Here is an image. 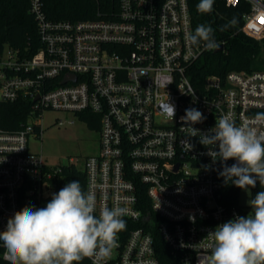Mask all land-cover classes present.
Segmentation results:
<instances>
[{"label":"built area","instance_id":"2783aa9c","mask_svg":"<svg viewBox=\"0 0 264 264\" xmlns=\"http://www.w3.org/2000/svg\"><path fill=\"white\" fill-rule=\"evenodd\" d=\"M222 1L248 4L242 31L264 38V0ZM29 12L39 47L0 49V105L23 101L29 109L16 130L4 129L0 118V232L23 207H45L76 169L84 191L96 196L97 215L103 207L127 209L107 264H164L159 241L176 264H206L208 233L251 211L223 203L222 162H213L199 136L188 137L180 117L188 108L201 111L205 119L192 125L201 133L222 116L251 123L264 112V71L210 75L196 85L191 68L210 50L186 40L194 32L188 0H119L112 18L83 21L48 19L42 0H29ZM167 101L173 120L161 110ZM46 112L75 118L57 119L58 126L98 124V152L65 166L32 152ZM4 251L0 242V263L9 264Z\"/></svg>","mask_w":264,"mask_h":264},{"label":"clouds","instance_id":"9594fccd","mask_svg":"<svg viewBox=\"0 0 264 264\" xmlns=\"http://www.w3.org/2000/svg\"><path fill=\"white\" fill-rule=\"evenodd\" d=\"M215 0H199L197 11L210 14ZM233 17L220 31L235 26ZM192 46L201 44L206 50L220 47L210 25H197L186 36ZM162 113L173 120L175 106L163 103ZM188 137L199 136V142L209 149L215 162L219 157L225 184L241 189L255 188L257 181L264 188V112L250 118L251 123L237 125L229 116H222L208 133L192 127L205 117L196 108H188L180 117ZM191 149L193 145L185 141ZM236 163L228 166L226 161ZM252 211L247 217L236 216L210 231L211 254L206 264H264V191L248 201ZM127 209L120 206L103 207L97 215L94 192L84 191L79 180L67 183L43 208L25 206L7 221L0 232L9 264H80L85 258L93 264H107L116 247L118 235L127 227Z\"/></svg>","mask_w":264,"mask_h":264},{"label":"trees","instance_id":"16d2710c","mask_svg":"<svg viewBox=\"0 0 264 264\" xmlns=\"http://www.w3.org/2000/svg\"><path fill=\"white\" fill-rule=\"evenodd\" d=\"M42 1L43 10L47 18L52 21L109 19L119 9V0ZM188 1L193 31L197 25H210L214 29L216 42L224 46L220 53H215L214 50L206 51L193 65L190 73L196 85H202L205 78L210 75L224 77L231 71H264V38L257 40L242 31L244 14L249 10L248 4L242 2L233 7L227 6L222 0H215L214 9L210 14H200L197 11L199 0ZM233 17L237 20L235 26L220 31V28L228 24ZM6 45L23 53H30L39 47L36 23L29 12V0H0V49ZM28 110V105L23 101L0 105L2 127L6 130H16L20 123L26 120ZM89 127L97 131L99 125L90 123ZM234 161L229 159L224 163L231 166ZM73 176V180H79L84 190V173L75 169ZM220 178L223 184V203L231 207L239 206L238 197L241 188L231 183L225 184L224 178L221 176ZM259 191H264V188H261L257 181L256 187L251 188V199ZM158 250L164 264H176L162 241H159Z\"/></svg>","mask_w":264,"mask_h":264},{"label":"rangeland","instance_id":"374dc122","mask_svg":"<svg viewBox=\"0 0 264 264\" xmlns=\"http://www.w3.org/2000/svg\"><path fill=\"white\" fill-rule=\"evenodd\" d=\"M57 119H75L72 115L62 112H46L39 118L43 133L40 138L31 142L30 150L41 153L49 164L65 166L94 155L99 148V134L91 130L86 123L76 119L74 124L58 126ZM251 199V188L240 189L238 204L247 212L251 211L248 201Z\"/></svg>","mask_w":264,"mask_h":264},{"label":"water","instance_id":"95a60500","mask_svg":"<svg viewBox=\"0 0 264 264\" xmlns=\"http://www.w3.org/2000/svg\"><path fill=\"white\" fill-rule=\"evenodd\" d=\"M223 49H224V46L220 45V47L215 49L214 51H215V53H220L221 51H223ZM234 163H236V161H234Z\"/></svg>","mask_w":264,"mask_h":264}]
</instances>
